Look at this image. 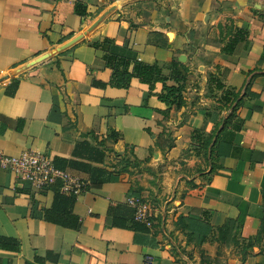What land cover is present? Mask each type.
Here are the masks:
<instances>
[{"label":"crops","instance_id":"1","mask_svg":"<svg viewBox=\"0 0 264 264\" xmlns=\"http://www.w3.org/2000/svg\"><path fill=\"white\" fill-rule=\"evenodd\" d=\"M237 29L247 39L226 50ZM105 38L164 74L174 63L187 68L183 106L159 99L161 83L152 94L138 79L110 86L95 47ZM227 86L239 93L232 103ZM83 143L103 160L76 153ZM26 151L58 169L64 161L91 168L65 166L89 184L73 207L81 226L45 221L55 193L0 169V239L18 244L0 247V264H264V0H0V154ZM135 195L152 208L148 235L109 216ZM201 213L214 228L230 222L206 256L179 222Z\"/></svg>","mask_w":264,"mask_h":264},{"label":"trees","instance_id":"2","mask_svg":"<svg viewBox=\"0 0 264 264\" xmlns=\"http://www.w3.org/2000/svg\"><path fill=\"white\" fill-rule=\"evenodd\" d=\"M75 12L81 17L87 15L86 8L81 4H77ZM248 37V31L237 29L233 35L232 40L227 46L232 49L236 43L245 42ZM95 47L103 53L104 61L109 69L112 71V78L109 85L117 89H128L133 79H138L140 83L148 85L152 94L155 85L161 83L163 85L162 93L159 95V99L168 106H175L181 108L183 106V92L185 91L187 81V68L178 65L177 63L171 64L167 67L169 74H164L163 71L166 68H162L159 65H148L141 63L134 59L131 54H125L118 50L112 39L105 38L102 42L96 43ZM227 86L225 89L226 103H232L239 98V93ZM216 133V132H214ZM213 135L210 136L206 142L209 145L213 139ZM207 149V147H205ZM88 150L92 153L95 161L101 162L103 160V153L92 150L87 143L79 144L77 151ZM61 170H65V166L77 167L87 172L91 171L89 166L84 164H78L74 161H64ZM110 177L103 178L100 182L103 183L109 180ZM62 183L56 182L47 189L52 190L55 193L54 203L51 209L46 210L43 215V219L49 223L61 225L65 228L78 230L81 226L79 218L74 214L73 207L75 205L76 197L73 195H65L61 192ZM89 188V184L87 189ZM86 189V190H87ZM136 198H142L139 195L131 196ZM148 202V201H147ZM109 216L112 217V224L115 227L128 229L135 232L137 235H148L151 231L143 224L134 221L133 211L126 207H112L109 211ZM179 222L184 231L188 232L189 243L193 242L202 256H206V247H218L222 241L226 240L230 235V222L222 228H214L210 224L207 213H201L198 215H189L188 218H179ZM156 224H154L153 229ZM232 229V228H231ZM15 248L18 250V244L11 239H0V247L3 249ZM207 263L202 261V264Z\"/></svg>","mask_w":264,"mask_h":264},{"label":"built area","instance_id":"3","mask_svg":"<svg viewBox=\"0 0 264 264\" xmlns=\"http://www.w3.org/2000/svg\"><path fill=\"white\" fill-rule=\"evenodd\" d=\"M0 169L10 171L16 178L30 184L35 190H46L60 181L61 192L65 195L78 197L87 191V182L58 169L53 160L41 152L26 151L19 157L0 154ZM126 205L133 211L134 221L143 224L149 230L153 229L155 221L149 202L141 198L129 197Z\"/></svg>","mask_w":264,"mask_h":264},{"label":"water","instance_id":"4","mask_svg":"<svg viewBox=\"0 0 264 264\" xmlns=\"http://www.w3.org/2000/svg\"><path fill=\"white\" fill-rule=\"evenodd\" d=\"M114 10V8L108 10L107 12H105L96 22L93 26H91L89 28V30L87 32H85V34H88L89 32H91L92 30H94L112 11ZM83 37V35H80L78 37H76L75 39H73L72 41L68 42L67 44H64L63 46H61L60 48H57L55 50H53L52 52H50L49 54L43 55L39 58H37L36 60L32 61L28 66H25L21 69H18L15 71V74H18L20 72H22L23 70H25L27 67H32L34 65H37L43 61H45L46 59H48L49 57L58 54L59 52H61L62 50H65L69 47H71L72 45H74L75 43H77L81 38Z\"/></svg>","mask_w":264,"mask_h":264},{"label":"rangeland","instance_id":"5","mask_svg":"<svg viewBox=\"0 0 264 264\" xmlns=\"http://www.w3.org/2000/svg\"><path fill=\"white\" fill-rule=\"evenodd\" d=\"M216 250V249H215ZM211 252H213V251H211ZM215 255L217 254L216 252L214 253ZM218 255V254H217ZM220 262H221V260H220Z\"/></svg>","mask_w":264,"mask_h":264}]
</instances>
